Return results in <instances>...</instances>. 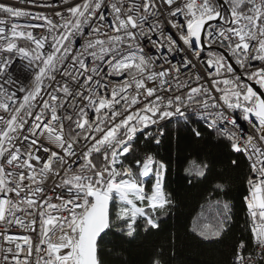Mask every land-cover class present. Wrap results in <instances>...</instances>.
Returning a JSON list of instances; mask_svg holds the SVG:
<instances>
[{
  "label": "snow or ice",
  "instance_id": "snow-or-ice-1",
  "mask_svg": "<svg viewBox=\"0 0 264 264\" xmlns=\"http://www.w3.org/2000/svg\"><path fill=\"white\" fill-rule=\"evenodd\" d=\"M173 125L246 162L230 264H264V0H0V264H104L113 230L162 231L173 161L134 145ZM215 206L206 240L231 220Z\"/></svg>",
  "mask_w": 264,
  "mask_h": 264
},
{
  "label": "trees",
  "instance_id": "trees-1",
  "mask_svg": "<svg viewBox=\"0 0 264 264\" xmlns=\"http://www.w3.org/2000/svg\"><path fill=\"white\" fill-rule=\"evenodd\" d=\"M135 149L148 150L159 158L173 161L166 187L174 203L160 217L162 231L139 232L136 237L128 238L113 230L102 245L104 264H150L160 247L165 249L166 264H230L234 246L248 236L243 201L247 194L246 162L241 158L239 167H234L231 160L236 156L227 143L218 142L208 132L202 139H194L175 125L170 138L162 139L160 145L141 141ZM192 160L209 164L205 178L192 179L186 173ZM217 183L225 185L223 191L215 188ZM216 200L230 204L231 220L227 232L219 240H206L193 228L222 219L217 214Z\"/></svg>",
  "mask_w": 264,
  "mask_h": 264
},
{
  "label": "built area",
  "instance_id": "built-area-1",
  "mask_svg": "<svg viewBox=\"0 0 264 264\" xmlns=\"http://www.w3.org/2000/svg\"><path fill=\"white\" fill-rule=\"evenodd\" d=\"M12 2H14V0H12ZM50 2H52V0H38L39 4L50 3ZM69 2L71 3V2H73V0H69ZM22 6H24V5H22ZM26 7H28V9L33 11V12H38L39 11V12H43L44 14H47V15H51L52 14V10L51 9L41 8V7H38V6L33 5V4H28V5H26ZM178 61H179V57H176V60L174 62H178ZM244 126L247 127L246 124ZM162 139H161V141H162ZM134 148H135V145H134Z\"/></svg>",
  "mask_w": 264,
  "mask_h": 264
}]
</instances>
